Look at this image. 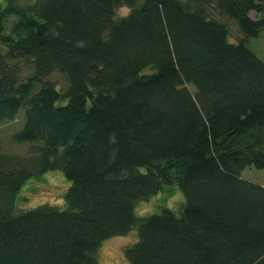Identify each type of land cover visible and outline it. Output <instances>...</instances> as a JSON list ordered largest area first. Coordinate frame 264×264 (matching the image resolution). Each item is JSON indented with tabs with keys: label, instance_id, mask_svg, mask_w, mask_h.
<instances>
[{
	"label": "trees",
	"instance_id": "1",
	"mask_svg": "<svg viewBox=\"0 0 264 264\" xmlns=\"http://www.w3.org/2000/svg\"><path fill=\"white\" fill-rule=\"evenodd\" d=\"M17 2H0V126L24 108L14 140L32 147H0V264H99L133 227L131 264H264V186L242 178L264 170V61L247 46L264 0ZM55 71L64 91L46 82ZM52 171L71 182L67 207L18 212L26 183ZM174 184L179 215L137 217Z\"/></svg>",
	"mask_w": 264,
	"mask_h": 264
},
{
	"label": "rangeland",
	"instance_id": "2",
	"mask_svg": "<svg viewBox=\"0 0 264 264\" xmlns=\"http://www.w3.org/2000/svg\"><path fill=\"white\" fill-rule=\"evenodd\" d=\"M4 1L5 0H0L2 4ZM34 1L35 0H18L17 3L20 6H25ZM128 13L129 9L127 7L120 8L117 11L116 18L121 19L127 16ZM250 15L252 18L257 17L254 12H251ZM216 17L227 24L231 42L237 43L244 39V35L234 20L221 14H217ZM12 21L13 18L8 22L7 32L12 29ZM247 46L264 61V29L259 37L249 38ZM33 70L32 65L23 62L20 81L31 76ZM46 82L55 85L62 91L69 86L67 75L59 71H55L51 74L46 79ZM40 87L41 85L37 86V89ZM188 87L195 93L193 91L195 90L193 86L192 88L190 85ZM24 119V108H22L14 121L4 123L0 126V147L4 156L12 159H27L30 157L29 153L32 144L17 143L14 140V135L19 132L24 125ZM242 178L260 186H264V170H259L254 167L246 168L242 172ZM70 186L71 182L65 177L62 171H52L41 177H33L26 183L19 194L17 211H28L42 205H50L59 209H65L67 207L66 194ZM184 204L185 196L178 185L174 184L166 186L163 191L151 196L149 199L138 202L136 205V215L141 219L161 213L164 208H168L176 215H179ZM138 240L139 233L137 227H133L126 235L116 236L107 240L96 253L99 264H131L127 256V251L133 247Z\"/></svg>",
	"mask_w": 264,
	"mask_h": 264
}]
</instances>
